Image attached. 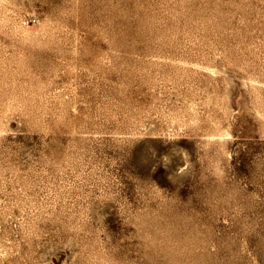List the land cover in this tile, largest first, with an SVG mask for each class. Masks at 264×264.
<instances>
[{
  "label": "rangeland",
  "instance_id": "374dc122",
  "mask_svg": "<svg viewBox=\"0 0 264 264\" xmlns=\"http://www.w3.org/2000/svg\"><path fill=\"white\" fill-rule=\"evenodd\" d=\"M0 164V264H264V0H0Z\"/></svg>",
  "mask_w": 264,
  "mask_h": 264
},
{
  "label": "bare ground",
  "instance_id": "6f19581e",
  "mask_svg": "<svg viewBox=\"0 0 264 264\" xmlns=\"http://www.w3.org/2000/svg\"><path fill=\"white\" fill-rule=\"evenodd\" d=\"M223 73V76L225 77L226 76V72H222ZM229 92V91H228ZM225 102V101H224ZM8 127L14 132V134L16 133V129H14L13 128V126L10 124V125H8ZM154 135V134H153ZM185 160H186V166L185 167H182V172L181 173H186V172H188L189 170H190V168H191V166H192V162H191V160L189 159V157H188V155H185ZM24 164V163H23ZM1 165V164H0ZM25 165V164H24ZM185 165V164H184ZM25 167H27V166H25ZM24 167V168H25ZM29 168V167H28ZM0 169H2V168H0ZM16 169V168H15ZM24 170V169H23ZM26 170H28V169H26ZM31 170V169H30ZM180 170V171H181ZM180 171H179V173H180ZM23 173V172H22ZM27 180V179H26ZM29 181V180H28ZM22 189V188H21ZM6 196V195H5ZM4 196V197H5ZM14 196V195H13ZM20 196H21V194H20ZM26 196V195H25ZM8 197V196H7ZM15 197V196H14ZM22 198H23V196H22ZM8 199V198H7ZM13 199V198H12ZM4 200V199H3ZM4 201H7V200H4ZM20 201V200H19ZM24 201H25V199H24ZM17 202H18V200H17ZM17 202H15V203H13V204H16ZM4 203V202H3ZM2 204V202H1V199H0V208H1V205ZM19 204V203H18ZM17 204V205H18ZM16 205V206H17ZM41 205V204H40ZM44 206V205H43ZM3 207V206H2ZM96 209V208H95ZM30 211H27V213H29ZM38 212V211H37ZM60 213V212H59ZM39 214V213H38ZM44 214V213H43ZM30 215V214H29ZM28 215V216H29ZM31 216V215H30ZM36 216V215H35ZM34 216V217H35ZM31 218H32V216H31ZM17 219V218H16ZM27 219V218H26ZM28 219H29V217H28ZM36 219V218H35ZM40 220V219H39ZM21 221V220H20ZM23 224V223H22ZM19 225H20V222H19ZM25 226V225H24ZM23 227V226H22ZM30 228V227H29ZM32 228H34V227H32ZM19 229V228H18ZM28 229V228H27ZM38 229V228H37ZM20 230V229H19ZM39 230V229H38ZM19 232V231H18ZM28 232V231H27ZM35 232V231H34ZM20 233V232H19ZM29 235V234H28ZM68 242V241H67ZM75 242V241H74ZM71 242L69 241V243L68 244H70ZM65 244H67V243H65ZM67 244V245H68ZM72 244H73V242H72ZM53 245V244H52ZM56 246V245H55ZM47 253V252H46ZM48 254V253H47ZM78 256V255H77ZM75 264H77V263H75Z\"/></svg>",
  "mask_w": 264,
  "mask_h": 264
}]
</instances>
